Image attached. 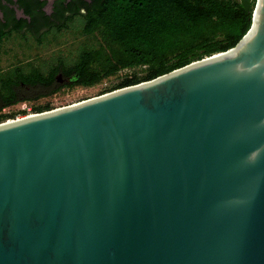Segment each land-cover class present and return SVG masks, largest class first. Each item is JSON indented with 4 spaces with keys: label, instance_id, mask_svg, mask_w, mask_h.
Returning a JSON list of instances; mask_svg holds the SVG:
<instances>
[{
    "label": "water",
    "instance_id": "95a60500",
    "mask_svg": "<svg viewBox=\"0 0 264 264\" xmlns=\"http://www.w3.org/2000/svg\"><path fill=\"white\" fill-rule=\"evenodd\" d=\"M0 264H264V0L227 51L1 122Z\"/></svg>",
    "mask_w": 264,
    "mask_h": 264
},
{
    "label": "trees",
    "instance_id": "16d2710c",
    "mask_svg": "<svg viewBox=\"0 0 264 264\" xmlns=\"http://www.w3.org/2000/svg\"><path fill=\"white\" fill-rule=\"evenodd\" d=\"M257 0H93L70 17L84 34L100 37L72 64L60 60L48 71L14 68L0 80V122L4 108L58 91L66 83L94 86L126 68L127 77L105 92L152 80L193 61L227 51L248 32ZM59 29V28H58ZM64 73V82L60 74ZM29 87L30 89H26ZM49 106L35 108L42 112Z\"/></svg>",
    "mask_w": 264,
    "mask_h": 264
},
{
    "label": "rangeland",
    "instance_id": "374dc122",
    "mask_svg": "<svg viewBox=\"0 0 264 264\" xmlns=\"http://www.w3.org/2000/svg\"><path fill=\"white\" fill-rule=\"evenodd\" d=\"M78 24L70 23L63 28H54L44 34L21 35L12 32L0 40V80L10 75L14 68L25 70L41 69L48 71L50 67L58 64L60 60L72 64L78 57L79 52L87 45L92 44L100 37L98 33L93 35L84 34L76 28ZM137 73L144 75V67L122 69L94 86H83L66 83L58 91L42 95L35 99H24L7 107L3 115H11L22 102H29L35 108L49 106L59 108L87 100L105 92L106 88L114 87L123 82L127 77ZM110 92V91H109ZM4 117L2 122L6 121ZM1 123V122H0Z\"/></svg>",
    "mask_w": 264,
    "mask_h": 264
},
{
    "label": "flooded vegetation",
    "instance_id": "af4514ba",
    "mask_svg": "<svg viewBox=\"0 0 264 264\" xmlns=\"http://www.w3.org/2000/svg\"><path fill=\"white\" fill-rule=\"evenodd\" d=\"M92 3L93 0H0V40L12 32L38 36L63 28L70 17L86 12ZM64 75L60 74L61 82Z\"/></svg>",
    "mask_w": 264,
    "mask_h": 264
},
{
    "label": "built area",
    "instance_id": "2783aa9c",
    "mask_svg": "<svg viewBox=\"0 0 264 264\" xmlns=\"http://www.w3.org/2000/svg\"><path fill=\"white\" fill-rule=\"evenodd\" d=\"M17 107L18 108L16 110H14V112L11 113V115H9L7 117V120L4 121V122L17 120V119H21V118H25V117H28V116H33V115L41 113V112L37 111L35 109V107L32 104H29V102H27V101L22 102ZM6 109H7V107L4 108L3 111L6 112ZM50 110H52V109H50ZM46 111H48V110H46ZM42 112H45V111H42Z\"/></svg>",
    "mask_w": 264,
    "mask_h": 264
}]
</instances>
